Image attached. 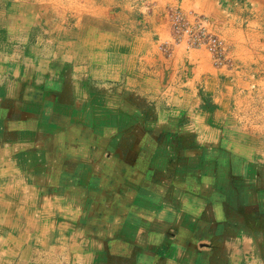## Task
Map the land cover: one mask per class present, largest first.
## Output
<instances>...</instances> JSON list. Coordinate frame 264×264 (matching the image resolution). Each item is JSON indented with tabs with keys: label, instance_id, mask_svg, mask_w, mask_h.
I'll use <instances>...</instances> for the list:
<instances>
[{
	"label": "crops",
	"instance_id": "obj_1",
	"mask_svg": "<svg viewBox=\"0 0 264 264\" xmlns=\"http://www.w3.org/2000/svg\"><path fill=\"white\" fill-rule=\"evenodd\" d=\"M246 1L251 7L248 10L256 11L264 24V0ZM14 6L0 13V264H264V145L261 157L253 159L262 146L259 140H264V104L257 99L258 94L251 100L243 96L244 107L231 105L232 97L236 101L242 91H248V96L264 91L253 79L257 68L252 70L253 62L262 57L250 52L238 60L235 55L245 69L233 70L235 83L222 82L211 90L206 82L205 94L211 97L213 106L204 114L208 123L216 126L206 136L207 152L184 149L172 167L162 159L164 163L153 165L148 173L140 162L142 166L129 167L120 174L117 180L125 192L119 211L106 205V195L98 197L95 193L102 186L96 183L100 166L92 151L98 124L111 126L114 96L122 92L126 101L127 92L135 90L113 86L115 74H132L145 86L144 72L134 73L130 62L123 60L132 46L125 41L114 50L111 33L108 37H86L87 32L92 35L96 30L94 26L73 31L66 46L74 60L81 61L77 68L70 67L66 59L53 53L46 55L30 42L27 32L33 24L32 8L25 10L22 22ZM179 59L182 61L178 63L189 66L185 64L187 58ZM192 64L191 71L198 70V65ZM247 74L245 82L242 75ZM204 76L210 79L209 74ZM192 83L178 90L182 99H187L186 105L192 97L193 91H188L194 88ZM136 87L142 90L141 85ZM115 107L124 111V106ZM240 110L248 112V117L239 116ZM199 118L190 117L191 124ZM248 119L249 134L241 124ZM238 125L242 131H238ZM105 137L111 139L110 134ZM196 140L200 144L199 136ZM245 141L254 144L246 146ZM138 150L142 156L153 157L163 151L159 145L147 148L151 151L148 153L144 147ZM90 154L93 162L80 163L82 155ZM102 161L107 166L111 159ZM168 170L171 176L162 174ZM89 182L97 185L93 192L89 190L92 196L84 202L91 209L96 206L97 211L101 204L104 211L109 208L106 216L111 226L106 227L110 228L106 234L97 230L98 221V225L80 224L81 212L87 207L82 210L79 196ZM141 183L151 189L146 203L153 198L156 205L151 206L152 212L142 211L144 199L128 206L133 198L125 193ZM145 187L141 192L146 197ZM136 212L138 217L134 218ZM93 218L97 220L95 215ZM52 225L56 228L50 232ZM112 227L121 234L136 236L137 260L124 247H103L101 240L97 242L96 236L113 237ZM63 231L68 235L63 236ZM88 231L93 232V239ZM2 236L6 238L2 240Z\"/></svg>",
	"mask_w": 264,
	"mask_h": 264
},
{
	"label": "rangeland",
	"instance_id": "obj_2",
	"mask_svg": "<svg viewBox=\"0 0 264 264\" xmlns=\"http://www.w3.org/2000/svg\"><path fill=\"white\" fill-rule=\"evenodd\" d=\"M249 4L246 0H90V2L87 0H0V13H5L4 9L11 5L13 8L16 5L18 17H21V21L24 22L25 10L28 11V8L31 7L33 24L27 32L30 42L38 45L46 55L53 53L66 59L65 61L73 68H77L81 61V59L74 60L71 50L66 46L71 41L73 31L77 32L94 26L96 30L92 32V35L91 32H87L86 37L99 38L111 33L114 50L117 47H122V43L125 41H128V45L132 46V51L125 54L126 58L123 56V60L130 62L134 73L144 72L145 86L142 85L143 83L138 84L132 74L122 76L115 74V81H112L113 86L124 85L126 90L130 88L135 90L127 92L126 101L122 92L114 96V116L111 126H104V123L98 124L97 139L94 140L96 148L92 151L97 155L99 162L97 165L100 166L96 171V183L98 182L103 187L98 186L95 193L98 197L106 195V205L120 211L122 209L120 197L122 194L124 195L125 191L117 179H120V174H124L129 167L134 169L142 166L138 164L142 162V167L148 173L153 165L156 164V167H160L164 163V161L161 162L162 159L168 160V165L172 167L184 149L200 148L207 152L206 147L209 140L206 139V136L214 131L213 127L216 126L210 125L204 114L209 112L213 106L211 97L209 98L205 94L206 82L210 85L211 90L216 84L222 82L235 83L232 76L233 70L235 72L240 69L242 72L245 70L242 65L243 61L234 59L235 55L238 59L240 56L247 57V53L251 52L253 55L258 53L262 57V59H257V62H253L252 70L257 68V71L254 70L253 79H257L259 86L264 87V24L256 11L251 13L248 10L251 8ZM237 8H240L241 11L239 12ZM197 25L202 26L208 35L222 41L224 50L221 53L214 54L207 45L193 46L190 43L191 32L199 29ZM187 29H189L188 32H186ZM3 30L6 29L3 28ZM18 34L20 33L18 32ZM113 54L116 55V51ZM181 56L183 60L187 58L185 64L189 66L181 65L182 62L178 63V61H182L179 59ZM192 63L198 65V70L191 71L194 69ZM247 68L249 67L247 66ZM191 73L196 75L193 83ZM205 73L210 75V79L205 78ZM175 77L179 78L178 81ZM248 77V74L242 75L245 82ZM190 83L194 88L188 90L193 92H190L192 97L189 105H186L187 99L183 100L181 92L178 93V90L183 91L191 85ZM178 84L184 86L181 87ZM138 85H141L142 90H136ZM117 88L115 87V89ZM118 90L120 91L119 88ZM248 94V91H242L241 99H237V102L232 97L231 105L237 104L239 107H244L243 96L251 100L258 94L260 95L257 96V99L264 104V91L253 92L249 96ZM173 96L176 100H172ZM115 105L117 107L124 106L122 107L124 111L119 112L120 108H117V111ZM126 105L128 107H125ZM238 113L239 116L249 115L248 112L244 114L241 110ZM198 116H200L198 120L202 123L197 120L196 123L191 124L193 120L190 117L197 118ZM248 122L245 120L241 123L247 132L251 120L248 119ZM237 127L238 131H242L239 125ZM109 134L111 139H106L105 136L108 137ZM196 136H199L200 144L195 143ZM259 142L262 146L258 148V154L256 153L257 156H253V159H259L260 153L263 152L264 140H259ZM245 143L246 146L250 144L248 141ZM158 145L163 151L162 154L154 157L146 154L142 156V153L138 152L139 147H144L148 153L151 151H147V148ZM82 151L88 152L87 149ZM105 157L111 159L107 166H105V161H102ZM92 158L94 157L91 154L82 155L80 163L93 162ZM252 162L257 165L261 164L255 160ZM106 167L110 172L108 169L105 170ZM162 174L171 176L169 170ZM95 185L97 184L87 185L85 191H82L84 193L79 196L82 210L86 206L85 199L92 196L89 190L93 192ZM142 186L145 187L141 183L140 187L129 188V192L125 193L133 198V204L129 203L128 206L132 207L135 205V201L141 202L144 199L145 201L140 205L142 211L152 212L151 206L156 205H153V198L146 203L151 195V189L148 186L143 188L145 194L148 195L145 197L141 192ZM163 192L164 189L161 188L160 193ZM92 207L93 209L87 207L81 212V226H87L90 222L91 225L99 224L100 228L97 230L104 234L108 233L107 230L110 228L106 229V227L111 226L108 224L110 217L106 216L109 215V208L104 211V204H101L98 211L96 206ZM94 215L97 220L93 218ZM152 215L149 216L152 217ZM135 216L138 217L137 212L134 214V218ZM38 223L41 224L40 221ZM52 227L55 226L52 225L48 228L50 232ZM112 228L113 231L115 230L113 237L96 236L97 242L101 240L103 247L109 244L124 247L130 251V256L137 260L136 251L139 246L136 236L127 235L126 232L121 234L118 229ZM93 230H96L95 226ZM131 230L132 228L129 232ZM63 233V236L68 235L65 231ZM92 233L90 234L93 239ZM80 234L83 235V230L80 231ZM1 238L4 240L6 237L2 236ZM157 247L156 251L158 252ZM160 252H162L161 249ZM107 257L111 259L108 254Z\"/></svg>",
	"mask_w": 264,
	"mask_h": 264
},
{
	"label": "built area",
	"instance_id": "obj_3",
	"mask_svg": "<svg viewBox=\"0 0 264 264\" xmlns=\"http://www.w3.org/2000/svg\"><path fill=\"white\" fill-rule=\"evenodd\" d=\"M199 29L192 31L189 37L190 43L193 46H201L207 45V47L212 51L214 54L221 53L224 49L223 43L217 37L210 36L205 33L204 28L197 25ZM189 29L186 30L188 32Z\"/></svg>",
	"mask_w": 264,
	"mask_h": 264
},
{
	"label": "bare ground",
	"instance_id": "obj_4",
	"mask_svg": "<svg viewBox=\"0 0 264 264\" xmlns=\"http://www.w3.org/2000/svg\"><path fill=\"white\" fill-rule=\"evenodd\" d=\"M69 47V46H68ZM241 99V98H240ZM237 100V99H236ZM236 102V101H235ZM233 111V110H232ZM58 155V154H57ZM29 196V195H28ZM16 215V214H15ZM28 222V221H27ZM25 237V236H24Z\"/></svg>",
	"mask_w": 264,
	"mask_h": 264
}]
</instances>
